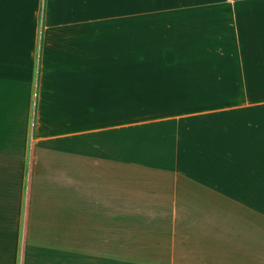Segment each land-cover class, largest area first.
I'll return each mask as SVG.
<instances>
[{
    "label": "crops",
    "instance_id": "1",
    "mask_svg": "<svg viewBox=\"0 0 264 264\" xmlns=\"http://www.w3.org/2000/svg\"><path fill=\"white\" fill-rule=\"evenodd\" d=\"M148 1L0 0V264H119V255L125 264L131 242L147 264H176L177 233L192 242L195 222L232 210L241 225L257 224L264 0ZM22 2L32 4L27 13ZM102 65L122 72L120 85L98 76ZM145 66L164 67L156 70L169 84L148 98H209L215 84V99H226L230 83L242 97L98 121V100L135 97L131 68ZM34 151L50 152V172L72 169V191L63 183L57 194L59 209L72 210L68 257L56 232L25 233Z\"/></svg>",
    "mask_w": 264,
    "mask_h": 264
},
{
    "label": "rangeland",
    "instance_id": "2",
    "mask_svg": "<svg viewBox=\"0 0 264 264\" xmlns=\"http://www.w3.org/2000/svg\"><path fill=\"white\" fill-rule=\"evenodd\" d=\"M57 2L59 7L64 5L63 0H57ZM22 3L27 13L32 4L31 2ZM40 10L42 15V8ZM143 119L135 118L124 122L135 123ZM46 153L48 154L41 153L38 156L37 152L34 151V155L30 159L27 175L25 233L27 237L36 239L37 237L45 236L47 233L56 232L59 234L60 240L67 239L66 253L68 257V251L72 252L73 229L72 220L69 221L72 218V210H68L69 205L67 202H65L66 210L59 209L63 201L58 199L57 194H60L63 183L67 184L72 191V169L69 167L70 169L65 168L66 170H63L58 167L59 169L56 171L50 172V169L56 167L53 165L55 163L52 164L55 160L50 155V152ZM240 165L247 167L250 164L247 162L242 164L241 162ZM260 166L261 164H257V169L261 172ZM52 174L55 176L54 179L51 177ZM260 176H264V174L261 172ZM68 186H65V188ZM258 186L260 190L264 187V179L261 177L259 178ZM68 196L71 199L70 205L72 206V196ZM250 200L252 210H254L257 218V224L252 227L241 225L240 222H237L233 217L234 212L230 210L224 212V215H220L223 218L222 220H220L218 215L209 218L210 221L216 224L220 222L219 227L215 230H213L214 226H205L209 220L204 225H201L200 222L190 225V229L194 227L192 242L189 240H186L187 242L184 241L183 234L178 231L175 250L177 256L176 264H188L186 261L189 264H206L207 262H210V264H219L220 262H223L222 264H264V193L252 195ZM235 221L240 225L238 230L236 229L238 226H235ZM181 223L179 219L178 225L180 226ZM201 227L206 231L204 232ZM201 230L202 233L200 232ZM217 230L220 231V238L215 234ZM239 230L241 231L240 234ZM184 243L188 244L187 249H185ZM133 244L136 243L131 242L130 250L125 258V264H147V255L139 254L138 250L132 248ZM185 252L186 254L188 253V257L187 259H182L181 257H183ZM204 252H207V254L204 255ZM213 254H217V258H214ZM118 261L121 264L120 255L114 260L115 263ZM66 262L67 264H73L72 259H67ZM163 262L164 264H171L168 259H164Z\"/></svg>",
    "mask_w": 264,
    "mask_h": 264
},
{
    "label": "trees",
    "instance_id": "3",
    "mask_svg": "<svg viewBox=\"0 0 264 264\" xmlns=\"http://www.w3.org/2000/svg\"><path fill=\"white\" fill-rule=\"evenodd\" d=\"M156 4L155 0H149L146 3V9H156L153 7ZM167 5L163 3L162 7ZM141 21L140 19H133L131 22ZM132 26V23H130ZM142 57L141 55H139ZM145 58H156L153 56L145 55ZM160 59V58H156ZM164 67L153 68V66H145L140 68H131L130 78L131 86L134 89V92L131 91V98H114V100H98L99 103V112H98V121H116L118 119H132L135 117L145 116V115H154L162 112H167L173 110V107L180 106L179 103L183 104H201V103H212L219 102L224 100H235L241 99L242 94L240 92V87L238 84L230 83L228 86L230 96H233L235 93V98H226V99H215L221 95V93H216L214 91L215 84L210 87L209 98H194L188 100H174L173 93L168 95V98H161L159 95L155 98H148L149 94L158 91L160 88L162 90L168 89L169 84H165L161 81L163 79V74L156 69L163 70ZM139 69V70H138ZM115 68L105 67V65L98 67V76L100 78L108 76L116 81L115 86L121 84V81L124 79V75L117 73ZM107 78V77H106ZM173 86V84H170ZM231 91V92H230ZM142 92V93H138Z\"/></svg>",
    "mask_w": 264,
    "mask_h": 264
}]
</instances>
